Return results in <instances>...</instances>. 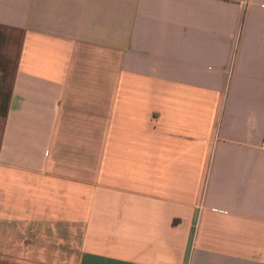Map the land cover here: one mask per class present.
Returning a JSON list of instances; mask_svg holds the SVG:
<instances>
[{
	"label": "crops",
	"instance_id": "obj_1",
	"mask_svg": "<svg viewBox=\"0 0 264 264\" xmlns=\"http://www.w3.org/2000/svg\"><path fill=\"white\" fill-rule=\"evenodd\" d=\"M0 240L264 264V0H0Z\"/></svg>",
	"mask_w": 264,
	"mask_h": 264
},
{
	"label": "rangeland",
	"instance_id": "obj_2",
	"mask_svg": "<svg viewBox=\"0 0 264 264\" xmlns=\"http://www.w3.org/2000/svg\"><path fill=\"white\" fill-rule=\"evenodd\" d=\"M1 241V240H0ZM0 245H2L1 243H0ZM76 250V248H74V251Z\"/></svg>",
	"mask_w": 264,
	"mask_h": 264
}]
</instances>
